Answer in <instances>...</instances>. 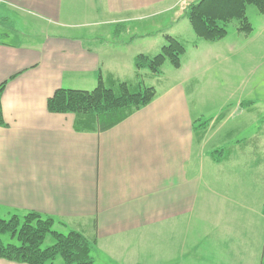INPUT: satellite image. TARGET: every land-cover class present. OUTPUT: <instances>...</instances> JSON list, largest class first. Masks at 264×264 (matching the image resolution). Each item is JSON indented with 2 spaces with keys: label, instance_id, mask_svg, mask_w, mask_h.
Listing matches in <instances>:
<instances>
[{
  "label": "crops",
  "instance_id": "crops-1",
  "mask_svg": "<svg viewBox=\"0 0 264 264\" xmlns=\"http://www.w3.org/2000/svg\"><path fill=\"white\" fill-rule=\"evenodd\" d=\"M195 1L0 0V84L8 82L1 213L37 212L60 222L62 234L96 240L94 263L264 264V128L255 127L264 117L255 115L253 97L243 98L264 74V46L237 30L215 43L194 40L198 61L177 70L186 77L102 133L78 132L74 115L47 109L61 88L154 79L137 73L135 57L151 53H131L133 43L152 50L156 37L182 42L156 28L157 19L185 18ZM120 32L131 38L120 40ZM213 57L239 61L231 71L244 79L233 110L203 128L193 94ZM220 149L227 153L217 163L212 152Z\"/></svg>",
  "mask_w": 264,
  "mask_h": 264
},
{
  "label": "trees",
  "instance_id": "trees-1",
  "mask_svg": "<svg viewBox=\"0 0 264 264\" xmlns=\"http://www.w3.org/2000/svg\"><path fill=\"white\" fill-rule=\"evenodd\" d=\"M249 7L264 15V0H198L186 8L185 17L198 40L215 43L228 36V26L233 22L238 23L240 34L250 36L253 33L247 16ZM165 41L159 54L135 57L137 73L148 70L158 76L166 64L176 70L182 67L187 48L170 35H165ZM7 84H0V127H7L2 105ZM157 95L156 88L146 86L140 77L134 82L112 80L106 83L100 79L91 91L58 89L48 99L47 109L51 114L74 115V129L78 132L102 133L150 105ZM208 124L209 121L203 122L200 127ZM226 153V149L213 151L212 158L217 163L221 162ZM59 223L37 212H28L22 217L13 214L8 220L0 219V236L7 234L18 242L6 244L0 237V259L18 264H54L60 257L63 264H95L92 252L96 240L77 231L64 235L55 230ZM48 236L52 237L54 244L42 248Z\"/></svg>",
  "mask_w": 264,
  "mask_h": 264
},
{
  "label": "rangeland",
  "instance_id": "rangeland-1",
  "mask_svg": "<svg viewBox=\"0 0 264 264\" xmlns=\"http://www.w3.org/2000/svg\"><path fill=\"white\" fill-rule=\"evenodd\" d=\"M180 12L177 13L179 15ZM177 15H174V18L171 17L172 15H169L166 17H161L158 20V25L156 28L160 29L162 33H165L167 31L172 30L176 35H180L183 44L187 48V52H189L186 56L187 59L182 60V62H191L192 60L194 62L198 61V55L194 57L193 51H192V44L194 40H198V38L195 36L191 25L189 21L186 19V17L182 19H178ZM248 19L250 20L252 26H253V33L248 37L249 40H253L255 42V47L264 46V38H261L262 35L264 36L263 32V26H264V15H261L258 13L257 9L254 7H249L247 11ZM21 21L17 20V23ZM238 23L233 22L228 26V31L231 36L234 35L235 31L237 30ZM59 29V28H58ZM63 32L67 34H71L73 31L72 28H61ZM131 33L126 34L124 32H120V40H127L131 38ZM247 37V36H246ZM4 42L5 38L0 35V42ZM154 45L152 50H149L145 43L141 41H137L133 43V49L131 53H143L145 50L146 53H151L150 56H155L160 53L162 47L166 44L165 39L161 37H156L151 41ZM192 43V44H191ZM149 51V52H148ZM205 55H208V53H205ZM212 59V58H211ZM222 61V60H221ZM221 61L219 62L216 57H213L212 64L209 68H202V73L199 75V82L198 85L195 87V92L193 94V99L197 102V105H199V111L203 113V122L206 121H214L219 117L220 114H222V111L226 113L228 110L231 112L233 108H231L230 104H233V101L239 96V93L237 90H239V85L242 82L243 74L240 76L235 75L231 69L233 68V65H239V61H234L233 63L230 62V65L222 64ZM224 61V60H223ZM212 68H214L212 70ZM225 68H229V71H226ZM250 70V69H249ZM249 70H246L247 73H249ZM143 74H151L150 71L144 70L142 71ZM204 73V74H203ZM264 73V71H263ZM198 75V71L194 72L191 77H195ZM202 75V77H201ZM142 75L141 81L143 80L146 86H153L156 88L158 92L163 91L166 87L172 85L175 81L181 80L183 77H186V73L184 69L181 72H178L176 69H174L169 64H166L162 68V74L161 75H153L156 76L154 79H148L145 78V76ZM253 84V83H252ZM193 85H187V88L191 89ZM95 89V88H92ZM92 89L88 90L91 91ZM82 90V89H81ZM244 99L248 100L249 97L251 100H255L256 103V113L255 115H261L264 117V74H261L257 76V82L253 86H249L247 91L243 92ZM227 99H231L229 101L228 106L225 104ZM227 106V107H226ZM230 106V107H229ZM261 121V120H260ZM256 131H258L259 128H264V125L261 122H258L256 124ZM250 130V129H249ZM248 130V131H249ZM5 217V218H4ZM11 218V217H10ZM6 214L0 213V219H10ZM55 230L57 231V227H55ZM68 232H66L64 235H67ZM0 237L3 238L4 242L6 244H17L16 238H11L10 235H1ZM54 244V240L51 236H48L45 243L43 244L42 248L49 247ZM54 264H63V261L60 257L56 259ZM100 264V263H95Z\"/></svg>",
  "mask_w": 264,
  "mask_h": 264
}]
</instances>
